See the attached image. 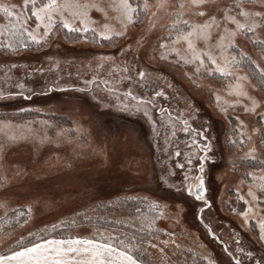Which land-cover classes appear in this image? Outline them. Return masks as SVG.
Wrapping results in <instances>:
<instances>
[{
	"label": "snow or ice",
	"instance_id": "obj_1",
	"mask_svg": "<svg viewBox=\"0 0 264 264\" xmlns=\"http://www.w3.org/2000/svg\"><path fill=\"white\" fill-rule=\"evenodd\" d=\"M0 13L7 19L0 23V52L6 57L50 47L58 33L74 43L81 40L117 49L115 55L102 54L80 64V68L90 70V78L76 71L82 86L64 83L57 75L46 81L42 90L73 89L91 93L104 107L142 112L157 137L160 132L153 112L166 117L167 124L159 125L165 130V144L161 146L157 139L156 150L163 158L157 157L160 168L155 183L165 191L186 193V203L191 198L195 218L225 254L218 262L198 234L183 227L179 231L161 227L165 220L180 225L183 209L177 205L173 213L167 203L154 196L143 197L146 208L136 207L115 219L130 232L96 227L90 236L57 238L53 234L57 227L68 226L61 220L38 231L28 230L26 235L17 234L16 229H25L33 219L36 205L50 208L55 202L37 198L20 204L13 199V187L26 177L46 176L60 164L59 158L39 160L44 145L73 143L78 136L87 140L88 134L75 120L68 128L43 119L17 123L22 116L6 115L0 119V264H264V0H0ZM243 42L251 45L253 54L241 46ZM47 60L49 68L40 66L32 71L60 69L55 57ZM157 64L179 69L189 84L206 90L214 111L230 125L221 148L234 150L227 171H240L237 160L254 163V167L244 168L237 183L225 186L228 195L220 196V211L226 208L235 214L241 228L251 233L248 243L235 230L233 239L225 242L205 223V212L211 213L215 199L206 183V164L215 159V137L210 136L207 122L193 126L198 109L190 101L176 109L159 103L169 99L166 89H172L173 84L163 72L152 70ZM18 67L15 63L0 64V102L31 100L37 94L11 75ZM216 76L227 81L222 90L204 82ZM97 81L105 85L107 96L94 89ZM134 88L140 93L134 94ZM109 97L115 104L111 100L105 103ZM238 109L244 118L236 114L233 122L229 117ZM30 111L33 109H16L17 114ZM177 130L188 134L186 151L170 139ZM24 146L29 148V158L12 160V153ZM94 151L104 154L102 149ZM233 195L235 201L244 202L242 209L233 206ZM132 199L139 197L110 201L109 206L124 210L127 200ZM84 219L91 218L85 215ZM71 223L76 225L77 220ZM181 236L191 238L203 251L189 248L190 258L186 256Z\"/></svg>",
	"mask_w": 264,
	"mask_h": 264
},
{
	"label": "rangeland",
	"instance_id": "obj_2",
	"mask_svg": "<svg viewBox=\"0 0 264 264\" xmlns=\"http://www.w3.org/2000/svg\"><path fill=\"white\" fill-rule=\"evenodd\" d=\"M6 22L4 14L0 13V23ZM241 46L253 54L250 44L243 42ZM116 52L117 49L107 45L81 40L74 43L70 39H65L63 33L57 34L50 47L33 48L11 57H6L0 52V64H17L19 67L13 69L11 75L19 82L30 84L27 87L34 89L37 93L32 96L31 100L17 98L12 101L0 102V119L6 115L22 116L17 119V123L43 119L55 122L57 127L68 128L72 127V121L75 120L88 134L87 140L78 136L73 143L49 144L40 149V161L48 158L54 161L59 158L60 164L46 176L24 178L13 187V199L20 204L37 198L41 202L51 200L55 203L50 208L43 207L42 203L36 205L33 219L25 226V229H16V233L26 235L28 230L38 231L46 225L61 220L66 225H71V221L76 219L77 224L72 225L67 231H64L63 227H57L56 230H59L60 234H64V237L54 235L57 238H66L69 234L90 236L96 227L113 228V226L107 225L109 220H115L130 211L125 205L124 210L112 209L107 206L110 201L124 200L126 197L154 196L167 203L173 213L177 210V205L183 209L180 213V225L173 224L171 220H165L161 223V227L175 228L177 231L183 227L188 232L198 234L200 240L207 245L210 254L214 255L213 249H215L218 255L225 258L222 247L217 241L206 235L203 224L195 218V208L191 203V198H187L188 202L186 203V193L176 192L175 189L165 191L157 187L155 177L160 168L157 157L163 158L162 153L156 150L157 139L161 145L160 137L164 136L158 127L157 131L160 132V136L157 137L154 131L152 134L151 123L142 112L123 110L119 106L104 107L98 99H93L91 93H81L73 89L61 91L57 88L51 92L42 90L44 83L57 75L64 83H76L75 79L80 80L76 76L77 70H80L85 78H90V70L80 68V64L82 62L86 64L92 58L102 54L115 55ZM49 56L60 61V69L52 68L50 72L46 73L32 71L40 66L49 68L47 60ZM253 59H257V56L253 55ZM258 62L261 61L258 60ZM261 63L264 66V62ZM152 70L163 72L168 82L173 84L172 89H166L169 99L160 100L159 103L165 107L171 106L176 109L183 108L185 100L190 101L193 107L198 109V112L195 113L193 126L197 127L207 122L205 126L210 125V136L215 137L213 149L215 159L206 164V183L210 185L215 199L211 213L207 210L205 212V222L212 225L213 231L216 233L218 231L217 235L225 242H230L233 239V230H235L241 234L244 242L248 243L251 233L241 228V220L235 214L228 212L226 208L220 211V196L221 193L228 195L225 186L237 183L244 168L254 167V163L249 164L237 160L240 171L228 172L230 152L234 150L225 148L224 151H221V148L224 146L225 136L230 131V125L227 124L224 117L214 111L213 100L209 93L204 89L197 90L189 84L179 69L169 68L165 64H157L152 66ZM103 76L105 79L108 78L106 74ZM0 80H3V73H0ZM204 82L219 90H222L227 83V81L220 80L218 76ZM93 87L101 96H107L105 85L101 81H97ZM152 87L150 85L149 89ZM124 91L125 86H120L121 94ZM140 91V89L134 88V94H139ZM177 92L180 94L179 97L176 96ZM109 100L115 104L111 97L105 100V103H109ZM165 102H168L169 105H165ZM20 107L33 109V111L17 114L16 109ZM37 108L42 111L36 112ZM236 114H240L241 118H244L243 113L238 109L229 119L234 122ZM157 115L158 112H153L154 117ZM73 135L75 134L73 133ZM183 135L188 136L185 133ZM183 135L181 136L184 137ZM94 149H102L104 154L94 151ZM29 155V148L24 146L17 148L10 158L22 160L29 158ZM179 159L182 160L183 157ZM232 200L234 207L243 208V201H235L234 195ZM23 210L21 208V211ZM85 215L91 219L85 220ZM115 229L117 228L115 227ZM179 239L185 247L203 251L193 243L191 238L181 236ZM256 247L258 248L259 245ZM216 257L218 256L216 255Z\"/></svg>",
	"mask_w": 264,
	"mask_h": 264
},
{
	"label": "trees",
	"instance_id": "obj_3",
	"mask_svg": "<svg viewBox=\"0 0 264 264\" xmlns=\"http://www.w3.org/2000/svg\"><path fill=\"white\" fill-rule=\"evenodd\" d=\"M53 78H55V77H52L51 79H53ZM50 79V80H51ZM43 80V79H42ZM75 81H76V83L77 84H81L82 82H81V80H78V79H75ZM22 82V81H21ZM26 86H29L28 84H25ZM167 105H169L168 104V102H165ZM176 108V107H175ZM153 118L156 120V121H158V128L161 130V133L163 134V136H165V130L163 129V128H160L159 127V125L160 124H167V118L166 117H161V115L160 114H158L157 115V117H154L153 116ZM151 131H152V134H153V127H152V125H151ZM181 135H183V132H180L179 130H177V133H176V136L175 137H170V139L171 140H173V142H174V145L175 146H179V148L182 150V152L183 151H186V148H185V144H186V142H188V136L186 135H183L184 137H182ZM160 139H161V146H164V144H165V140H164V137H160ZM184 140V141H183ZM173 160H176V157H173ZM194 163H195V160H194ZM137 197H139V199H132V200H127L128 202L125 204V206L127 207V208H129L130 209V211H132L133 209H135L136 207H140V208H146V205H145V203H144V201H143V197H141V196H137ZM107 206H109V204L107 205ZM106 207V206H105ZM95 209H97V208H95ZM94 209V210H95ZM109 224H107V225H110V226H113V228H117L116 230L117 231H124V232H130L131 231V229L127 226V225H121V224H116L115 223V220H109V222H108ZM206 223V222H205ZM68 226L67 227H63L64 228V231H67L69 228H71L72 227V224L71 225H69V224H67ZM211 227H212V225H211ZM213 228V227H212ZM53 234H55V235H58L59 237H64L63 235L64 234H60V232H59V230H55V232L53 233ZM217 234H218V231H217ZM189 248H192V247H185L184 246V250H185V255L186 256H188L189 258H190V254L188 253V249ZM212 249H213V247H211ZM214 250V256L216 257V255L218 256V257H216L217 258V260H218V262H219V260H221V259H224V257H222V256H220V255H218V253H217V250H215V249H213ZM198 251V250H197ZM216 254V255H215Z\"/></svg>",
	"mask_w": 264,
	"mask_h": 264
},
{
	"label": "flooded vegetation",
	"instance_id": "obj_4",
	"mask_svg": "<svg viewBox=\"0 0 264 264\" xmlns=\"http://www.w3.org/2000/svg\"><path fill=\"white\" fill-rule=\"evenodd\" d=\"M165 105H167L166 103H164ZM158 114H160V113H158Z\"/></svg>",
	"mask_w": 264,
	"mask_h": 264
}]
</instances>
